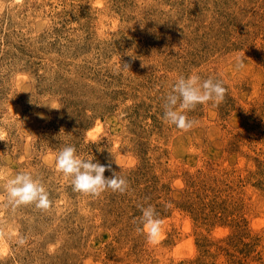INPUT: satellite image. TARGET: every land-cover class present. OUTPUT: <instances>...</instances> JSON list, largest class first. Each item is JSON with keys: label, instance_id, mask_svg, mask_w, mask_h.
Segmentation results:
<instances>
[{"label": "rangeland", "instance_id": "obj_1", "mask_svg": "<svg viewBox=\"0 0 264 264\" xmlns=\"http://www.w3.org/2000/svg\"><path fill=\"white\" fill-rule=\"evenodd\" d=\"M192 73L227 91L182 132L163 98ZM0 130L6 179L30 172L52 202L0 206V264H264V0H0ZM68 145L128 190L74 192Z\"/></svg>", "mask_w": 264, "mask_h": 264}, {"label": "clouds", "instance_id": "obj_2", "mask_svg": "<svg viewBox=\"0 0 264 264\" xmlns=\"http://www.w3.org/2000/svg\"><path fill=\"white\" fill-rule=\"evenodd\" d=\"M226 88L223 81L209 77L201 79L197 73L188 76H179L170 91L163 98L162 121L182 132H188L197 125V121L190 119L188 112L194 110L197 105H204L211 102L218 106L223 102L226 95ZM63 130V129H61ZM0 140H4L3 132L0 130ZM94 157L83 159L76 154V148L68 145L59 150L55 157L56 170L70 179L74 192L99 197L103 192L111 190L121 194L128 190V181L125 177L113 172L110 178L104 173L111 170V165H102L93 162ZM0 186L3 187L6 197H0V201L6 200L3 207L13 209L20 206L34 205L36 209L48 211L51 207L49 193L43 183L34 178L30 172H19L12 178L5 177L0 169ZM141 216L136 231L145 236L148 244H155L162 230V221L152 205L140 206ZM4 236L0 230V238ZM24 245L26 240L21 237L18 241Z\"/></svg>", "mask_w": 264, "mask_h": 264}]
</instances>
